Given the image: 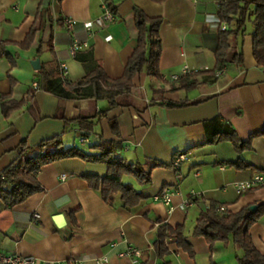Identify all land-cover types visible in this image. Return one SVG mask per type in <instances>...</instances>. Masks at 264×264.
Instances as JSON below:
<instances>
[{"label": "crops", "instance_id": "1", "mask_svg": "<svg viewBox=\"0 0 264 264\" xmlns=\"http://www.w3.org/2000/svg\"><path fill=\"white\" fill-rule=\"evenodd\" d=\"M224 1L0 0V172L17 158L22 143L34 147L58 138L63 148L85 150L101 139L114 141L118 158L124 153L127 157L121 159L141 164L149 173L147 184L123 178L143 198L128 209L119 197L106 203L89 185V176L106 175V165L75 157L48 162L38 174L42 191L12 209L0 201V254L57 262L78 258L81 264H237L231 241L210 244L192 229L199 214L211 207L237 213L264 206V187L242 194L234 187L264 173V68L252 55L253 18L244 33L229 36L220 76L189 77L195 82L190 86L183 83L185 77L169 79L184 66L198 72L215 68L220 33L228 28L218 18ZM103 5L111 8L114 21L98 33L87 32L83 23L96 19ZM134 9L161 19V79L144 71L134 75L128 106L107 111L105 99L63 101L35 88L60 65L67 68V84L82 80L95 66L111 80L120 78L137 46ZM67 18L76 22L71 30L63 22ZM75 41L86 47L71 55ZM34 59L37 70L30 64ZM1 98L18 106L4 114ZM174 103L184 106L168 105ZM80 118L92 124L88 131L77 125ZM216 118L230 124L235 138L249 140V148L237 152L226 139L208 144L204 122ZM112 119L118 136L110 128ZM178 155L184 159L174 168ZM163 191L170 195L167 205L153 199ZM261 212L247 233L264 255ZM58 215L64 220L59 227L53 221ZM163 225L184 226L189 252L169 239L168 255L156 256L154 243ZM128 247L141 256L118 257Z\"/></svg>", "mask_w": 264, "mask_h": 264}, {"label": "trees", "instance_id": "2", "mask_svg": "<svg viewBox=\"0 0 264 264\" xmlns=\"http://www.w3.org/2000/svg\"><path fill=\"white\" fill-rule=\"evenodd\" d=\"M253 16L252 51L254 59L259 67L264 68V0H225L218 11V18L225 22L228 28L220 33V42L215 49L214 55L216 66L210 72H195L185 77L183 83L194 85L189 77L206 75L209 80L216 77L225 65V55L228 48V38L237 32L244 33L246 22ZM135 26L137 29V46L132 55L127 59L122 76L116 80L109 79L101 68L95 66L82 80L75 84H67L60 76V71L51 76H46L39 88L54 95L60 100H76L81 98L105 99L108 101V110L128 106V98L134 75L143 72L155 79H161L158 70V58L160 53V40L158 29L161 24L160 18H149L142 11L134 9ZM240 55L238 56V58ZM82 61H85L82 59ZM181 80V81H182ZM180 81V80H179ZM177 82V81H176ZM1 106L4 114L18 106L12 100L4 101L1 98ZM169 106L182 107L183 103L168 104ZM81 129L88 131L92 124L84 118L77 121ZM208 144L230 140L237 152L249 148V140L243 142L235 138L233 128L228 123L212 119L204 122ZM110 128L118 136L117 124L110 120ZM117 144L111 140H99L89 145L87 150L70 147L63 148L59 139L44 141L34 147L22 143L18 148V156L11 164L0 172V201L5 209H12L26 201L30 196L42 191L38 181V174L42 166L63 158L75 157L86 162L101 163L106 165L107 172L103 178L89 176V185L100 193L106 203H112L114 197H119L121 204L133 209L143 199L141 194L133 187L125 184L123 178L130 177L138 184L149 182V173L141 164H132L116 156ZM264 206L251 212L243 208L237 213L218 211L211 207L202 211L196 219L192 229L195 236H203L210 244L215 242L231 243L239 250L236 256L237 264H264V255H261L253 246L248 232L249 227L256 222V218L262 213ZM174 239L178 247L189 252L186 242L184 226L170 227L160 226L157 231V240L154 243V252L157 257L168 255L166 241Z\"/></svg>", "mask_w": 264, "mask_h": 264}, {"label": "built area", "instance_id": "3", "mask_svg": "<svg viewBox=\"0 0 264 264\" xmlns=\"http://www.w3.org/2000/svg\"><path fill=\"white\" fill-rule=\"evenodd\" d=\"M115 19L111 8H109L106 5L102 6V12L101 14L94 20H90L87 22L83 23V27L87 32H97L101 31L106 25H108L109 23H112ZM65 23V26L68 30H71L74 25L76 24V22L72 19L69 20V18L65 19V21H63ZM225 28L224 26H222L221 29ZM106 39H109L108 37ZM86 45L79 43V42H73L71 47H70V54L74 55L77 51L81 50L82 48H85ZM181 73L179 75H171L169 77V79L171 81H177L180 78L183 77H187L190 75L195 74V72L197 73L198 71L196 70H189L186 66H184L181 69ZM221 72H217L216 76H220ZM67 68L65 65H60V76L62 79L66 80L67 79ZM184 159L183 155H178L174 161H173V166L174 168H177L179 163ZM64 176H61V179H63ZM235 190L237 194H242L245 191H249L255 188H260V187H264V173L255 175L254 177H252L249 180L246 181H239L236 182L234 184ZM168 191H163L162 193L155 195L153 197V199L155 201H161L164 204H169L170 201V195L167 193ZM192 196H195L196 194L191 192ZM184 206H189L190 203L189 202H185L183 204ZM218 211H223L224 209L218 208ZM34 219L38 218V215H33ZM141 256V252L135 248L132 247H128L125 251L121 252L120 254H118V257H127V258H132V257H140ZM82 260L78 259V258H74V259H69V260H65V261H38L32 257H27V256H20V255H3L0 254V264H81ZM135 264H139L137 262H135Z\"/></svg>", "mask_w": 264, "mask_h": 264}, {"label": "water", "instance_id": "4", "mask_svg": "<svg viewBox=\"0 0 264 264\" xmlns=\"http://www.w3.org/2000/svg\"><path fill=\"white\" fill-rule=\"evenodd\" d=\"M31 66L33 67V69L37 70L39 67V61L38 59H34L32 61H30ZM250 211H254L256 209V206H250ZM53 221L56 224L57 227H59L62 223H64L63 217L58 215V216H54L53 217Z\"/></svg>", "mask_w": 264, "mask_h": 264}, {"label": "rangeland", "instance_id": "5", "mask_svg": "<svg viewBox=\"0 0 264 264\" xmlns=\"http://www.w3.org/2000/svg\"><path fill=\"white\" fill-rule=\"evenodd\" d=\"M252 18H253V16H251V19H252ZM248 27L251 28V22H248V23H247V28H248ZM151 80H153V82L155 83L154 79L151 78ZM83 148H85V147L83 146ZM119 157H120V158H126L127 156H126V154L123 153V154H121ZM236 252H237V254L240 253L239 250H237V249H236ZM233 264H235V263L233 262Z\"/></svg>", "mask_w": 264, "mask_h": 264}]
</instances>
